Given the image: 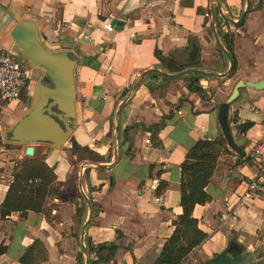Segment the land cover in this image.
Segmentation results:
<instances>
[{"label": "crops", "instance_id": "0c3cea01", "mask_svg": "<svg viewBox=\"0 0 264 264\" xmlns=\"http://www.w3.org/2000/svg\"><path fill=\"white\" fill-rule=\"evenodd\" d=\"M219 6L224 15L238 21L247 0H0V51L10 49L13 18L37 19L44 42L52 49L67 50L77 61L78 125L72 138L102 158L93 162L76 155L71 145L61 150L39 145L33 156H26L25 146L2 141L3 133L22 117L19 103L1 112L0 247L7 251L0 264H22L20 259L35 241L46 251V260L39 264H90L97 256L87 250L88 241L92 246L116 247L111 261L102 264L157 261L173 234V222L183 213L180 180L187 153L198 141H214L223 134L220 108L239 80L264 79V0H251V11L238 28L222 20ZM105 22L112 24V32L103 28ZM214 23L236 65L231 78L203 76L199 84L207 98L189 86L196 74L177 80L146 75L152 69L171 74L187 69L226 73L230 61L216 43ZM157 80L166 84L160 96L148 86ZM163 117L165 124L150 145L148 128ZM248 123L252 126L242 131ZM228 124L248 160L240 162L234 151L219 157L230 171L216 178L218 184L206 187L212 201L194 209L193 216L208 238L189 259L215 264L211 260L228 252L232 264L249 254L257 256L251 264H264V171L252 158L254 148L264 141V91L240 90L229 107ZM127 128L131 129L126 132ZM37 147H42L41 155L56 175L46 212L30 211L24 218L15 212L2 218L14 174L24 159L36 155ZM254 178L261 183L259 197L239 207L238 216L222 221ZM155 181L166 185L161 195L153 187Z\"/></svg>", "mask_w": 264, "mask_h": 264}, {"label": "trees", "instance_id": "16d2710c", "mask_svg": "<svg viewBox=\"0 0 264 264\" xmlns=\"http://www.w3.org/2000/svg\"><path fill=\"white\" fill-rule=\"evenodd\" d=\"M234 59H236L230 48H227ZM156 56L165 66L166 59L159 51ZM153 78L160 79L157 74L152 75ZM189 84L190 88H197V92L205 97V89L200 86L199 81L202 75H194ZM152 93L155 88L151 83L148 84ZM183 100H180V103ZM171 116V115H170ZM165 119L160 123L154 124L148 128L151 133V141H157L159 130L164 126ZM252 126L248 123L242 127V131ZM132 128V127H131ZM131 128H127L126 132ZM244 128V129H243ZM72 151L76 155L85 156L88 159L99 162L102 158L88 146L80 145L74 138L70 140ZM42 147H37L36 155L32 158H26L19 165V170L14 174V180L9 186L6 199L2 205L1 216L6 218L15 212H19L21 217H27L28 212L37 213L46 212L47 197L50 186L56 181V175L45 162V158L39 155ZM233 151L229 148L223 134L220 138L210 140H200L192 147L185 161L181 165V207L183 213L173 222L174 231L170 238L163 245L159 258L154 264H184L189 256L198 248L207 238L208 235L199 228V222L194 218L193 213L197 205H206L212 201V197L206 192L209 184H218L216 178L223 176L230 171V167H225L219 163V157L224 153ZM240 162L248 159L239 158ZM40 182H35L36 180ZM31 181V182H30ZM166 185L161 183L157 186L156 191L159 195L165 190ZM87 250L91 254H96L97 260H91L90 264H102L110 262L116 247L112 245L110 248L92 246L87 242ZM6 247H0V256L5 254ZM82 254L78 256L80 263L83 262ZM46 260V251L39 241H35L28 249L27 253L22 256L20 262L22 264H39ZM215 264H232L228 257V252H224L211 260Z\"/></svg>", "mask_w": 264, "mask_h": 264}, {"label": "water", "instance_id": "95a60500", "mask_svg": "<svg viewBox=\"0 0 264 264\" xmlns=\"http://www.w3.org/2000/svg\"><path fill=\"white\" fill-rule=\"evenodd\" d=\"M218 10L220 17L225 23L238 28L244 24L247 15L251 11V0H247V8L238 21H234L224 15L220 6ZM12 23L13 26L9 35L13 45L22 51L33 67L39 69L43 74L42 80L47 79L49 85H45L42 80L37 83L29 110L9 130L3 133L2 141L8 145L25 146V154L30 157L34 155L35 148L39 145H49L56 150H61L68 146L78 125L77 61L69 55L67 50L52 49L44 42L37 19L17 20L13 18ZM213 32L218 47L230 61V67L226 73L217 74L200 69H187L171 74L159 69H152L146 75L156 73L170 80H177L189 74L218 79L231 78L235 69L234 59L220 41L215 23L213 24ZM141 83L142 81L139 84ZM246 87L264 91V79L259 82H244L243 80H239L231 95L222 104L218 117L223 136L229 148L241 158H245L246 153L235 143L232 137L228 124V111L230 105L238 99L240 90ZM193 90L197 91V88ZM119 128L118 125L117 131L120 130ZM80 191L91 208V202L84 193L82 185H80ZM91 217L92 215H90ZM84 239L85 233L82 234L81 240L84 249H86ZM102 247L108 248L111 247V244H105ZM84 251L87 254V250ZM255 257L257 256L249 254L243 260L237 261L234 264H251L253 260L255 261Z\"/></svg>", "mask_w": 264, "mask_h": 264}, {"label": "built area", "instance_id": "2783aa9c", "mask_svg": "<svg viewBox=\"0 0 264 264\" xmlns=\"http://www.w3.org/2000/svg\"><path fill=\"white\" fill-rule=\"evenodd\" d=\"M209 17V16H208ZM103 28L112 32L111 23H104ZM27 90V77L23 62L20 60L18 53L13 50L0 51V114L13 103H19ZM262 134L264 135V124L262 125ZM147 143L152 145L151 137L147 139ZM252 158L260 165L264 171V141H260L252 151ZM31 182V181H30ZM35 182H40L36 180ZM158 182L153 184L157 188ZM261 183L259 179H251L248 182L247 189L238 199L237 207L224 213L221 217L222 221L233 219L238 216V208H244L249 202L259 197L261 192ZM190 257V256H189ZM191 259H187L184 264H190ZM196 264L197 261H194Z\"/></svg>", "mask_w": 264, "mask_h": 264}, {"label": "flooded vegetation", "instance_id": "af4514ba", "mask_svg": "<svg viewBox=\"0 0 264 264\" xmlns=\"http://www.w3.org/2000/svg\"><path fill=\"white\" fill-rule=\"evenodd\" d=\"M10 49L15 50L18 53L20 60L23 62V66H24V69L26 71V77H27V90H26L25 94L23 95L22 99L25 97L26 98V102H30L29 103V108H30V105H31L32 100H33V96H34V91H35L36 85H37V83L39 81L42 80L43 74H42V77H41V79L39 81L34 82V79H36V76H37V73H38V70L39 69L33 67L29 63V61L27 60V58L24 56V54L22 53V51L19 50L17 47H15L13 45V43H10ZM42 82L45 85H49V82H48L47 79L42 80Z\"/></svg>", "mask_w": 264, "mask_h": 264}, {"label": "rangeland", "instance_id": "374dc122", "mask_svg": "<svg viewBox=\"0 0 264 264\" xmlns=\"http://www.w3.org/2000/svg\"><path fill=\"white\" fill-rule=\"evenodd\" d=\"M48 46H49V45H48ZM9 50H10V49H9ZM41 77H42V73L39 72V70H38V73H37L36 79H34V82L39 81V80L41 79ZM161 82H162V81H161ZM162 83H163V82H162ZM165 85H166V84H164V85L161 84V83L159 82V80L155 81V83L152 84V86H154V88H155V91H154L153 94H155V95H157V96H160V95L162 94V91H163ZM29 103H30V102H26V98L24 97V98L21 100V102H19V105H18V108H17V112L20 113V115L23 116V115L26 113V111L29 109ZM0 143H2V142H0ZM70 145H71V143L69 142L68 146H70ZM39 155L42 157V155H41V151L39 152ZM87 157H88V156H87ZM93 162H94V161H93ZM190 264H195V263L192 261V262H190ZM196 264H199V263H196Z\"/></svg>", "mask_w": 264, "mask_h": 264}]
</instances>
